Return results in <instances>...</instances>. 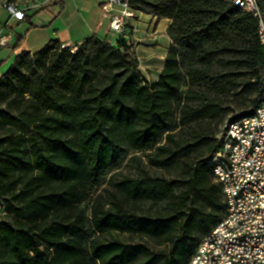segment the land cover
<instances>
[{"label":"trees","instance_id":"trees-1","mask_svg":"<svg viewBox=\"0 0 264 264\" xmlns=\"http://www.w3.org/2000/svg\"><path fill=\"white\" fill-rule=\"evenodd\" d=\"M127 1L171 20L158 80L141 76L126 38L114 45L97 36L76 53L56 41L24 52L0 78V200L10 217L0 221V264H188L226 213L210 160L231 113L222 99L241 100L239 111L251 108L228 123L253 115L264 100L258 21L227 0ZM22 42L19 36L12 48ZM126 149H154L148 163L166 175L145 168L136 177L113 174L93 202L94 235L85 244L82 206ZM146 202L165 210L132 209ZM150 239L170 243V251L153 250Z\"/></svg>","mask_w":264,"mask_h":264},{"label":"built area","instance_id":"built-area-1","mask_svg":"<svg viewBox=\"0 0 264 264\" xmlns=\"http://www.w3.org/2000/svg\"><path fill=\"white\" fill-rule=\"evenodd\" d=\"M53 1L0 0V13L8 16L5 23L0 22V47L14 44V36L8 31L12 20L26 22L30 15L44 11ZM227 1L258 21L259 40L264 44V14L259 0ZM102 9L104 16L111 19L116 37L126 38L136 19V11L128 1L110 0ZM62 47L72 53L79 50L78 44ZM256 109L259 117L240 126L229 122L219 136L221 147L210 163L214 165L213 175L221 187L226 213L201 240L188 264H193L196 257L204 259L205 254H210V248L217 247L216 237L224 238V247H219L220 256L212 257L211 264H264V108ZM5 214V204L0 200V216ZM236 238L250 240V248L236 245Z\"/></svg>","mask_w":264,"mask_h":264},{"label":"crops","instance_id":"crops-1","mask_svg":"<svg viewBox=\"0 0 264 264\" xmlns=\"http://www.w3.org/2000/svg\"><path fill=\"white\" fill-rule=\"evenodd\" d=\"M109 3L110 0H54L44 11L28 17L23 34L18 35L23 37V42L15 51L16 57L24 52L38 53L51 41L75 45L92 36L114 40L115 37H110L113 33L111 19L104 16L102 9L103 5ZM0 16V22L5 23L7 14L1 12ZM170 24L171 20L168 18L139 10L136 11V19L131 22L126 39L134 41V56L141 63H146L145 67L148 69L151 66L159 68L156 75L151 69L146 71L143 76L147 80L151 77L158 80L164 67L165 57L172 43L168 34ZM16 39L14 38V43ZM4 73H0V78Z\"/></svg>","mask_w":264,"mask_h":264},{"label":"rangeland","instance_id":"rangeland-1","mask_svg":"<svg viewBox=\"0 0 264 264\" xmlns=\"http://www.w3.org/2000/svg\"><path fill=\"white\" fill-rule=\"evenodd\" d=\"M0 18H2V17L0 16ZM6 18L8 19V16ZM26 25H27V22H21L20 24H18L17 21L12 20L9 23L8 31L11 32L13 34L14 38L16 39L18 37V35L23 34V27ZM110 37H112V38L115 37L114 40L113 39L110 40V42L115 45L116 41H117L116 34L111 33ZM102 39L104 41L107 40L105 38H102ZM132 40H127L128 44L131 47L134 46V41H132ZM15 58H16V53H15V50L13 48L0 47V73L6 72L14 64ZM145 65H146V63H141L139 61L138 72L141 74V76L143 78H144L143 74L145 75L146 71H148L149 69H151V71H154L153 73H155V75L157 74V71L159 69L157 66H151L148 69L147 67H145ZM182 70L184 73L186 72L184 67H182ZM184 76L186 77V74H184ZM259 80L261 83L264 84V66L260 68V79ZM149 81H155V80H153V78L151 77ZM185 92H186V88L183 87L180 94L178 95V97L174 101V103H175V118L173 121V129L179 128V120H178L179 119V111H180V107H181ZM253 98H254V96L250 97L249 98L250 100H246V104L249 105ZM222 102L224 104L230 106V108H231L230 112L231 113H230V116L228 118H226L219 125L218 131L223 130L224 126L228 123L230 118L238 117V116L241 117L242 115H245V114H248L251 112V108L239 111V108H241V106H242L241 100L238 101L236 99H233L232 97H229V98L224 97L222 99ZM0 134H2V133H0ZM153 151H154V149L150 150L148 152L137 153L131 149H126L125 152L122 154L118 163L114 166V168L111 171L105 172L104 174H102V176L94 184L90 198L82 206L85 210V216H86V221H87V223H86L87 236L85 237V244H88L90 238L94 235L92 227H91V209L93 206V202H94V200L98 194H100L101 192H103V190H105L106 188L109 187V181H110V178L113 174L122 172L123 174L129 175L131 177H136L137 174L140 172L141 168H145L151 175H154V176L155 175L156 176L157 175L162 176V174H165L164 172H162L161 169H158V168H156V167H154L148 163L146 155L149 153H152ZM135 157L140 158V161L134 160ZM10 198H11V192H6L2 197V199L4 201L9 200ZM197 205L202 206V204H197ZM135 208L137 210H140L142 213L149 214V215H156V214H160V213L162 214L165 210V206L162 204H160L159 207L156 209H151V204L149 202L143 203L142 205H140L138 207H135V205H132V209H135ZM224 216H225V213L223 212L220 215V220L223 219ZM9 220H10V217H8L7 215L0 217V221H9ZM215 224H217V222H215L213 225L215 226ZM113 236H115V237H117L123 241L137 240V238L132 239L127 234L124 235V234H115L114 233ZM147 241L151 245L152 249L155 251H160V252L164 251L166 253H168L170 251V248H171L170 243L164 242L162 244V240L158 241L156 239H150ZM90 264H98V263L96 261H91ZM157 264H162V259L160 260V262H157Z\"/></svg>","mask_w":264,"mask_h":264},{"label":"bare ground","instance_id":"bare-ground-1","mask_svg":"<svg viewBox=\"0 0 264 264\" xmlns=\"http://www.w3.org/2000/svg\"><path fill=\"white\" fill-rule=\"evenodd\" d=\"M258 108H264V100L261 101V104H259ZM256 117H259V109H256L253 115L239 119L238 121L232 122L231 125L240 126L241 124H244L245 122L254 120ZM216 245L217 247L210 248V254H205L204 259L203 257H196V259L193 261V264H211L212 257L220 256L219 247H224V238L216 237ZM236 245H242V248H250V240H243V238H236Z\"/></svg>","mask_w":264,"mask_h":264},{"label":"water","instance_id":"water-1","mask_svg":"<svg viewBox=\"0 0 264 264\" xmlns=\"http://www.w3.org/2000/svg\"><path fill=\"white\" fill-rule=\"evenodd\" d=\"M124 1V0H123Z\"/></svg>","mask_w":264,"mask_h":264}]
</instances>
